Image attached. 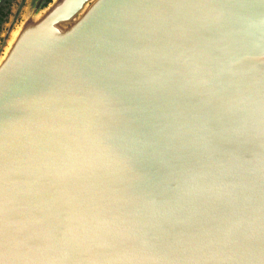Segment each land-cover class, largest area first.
Segmentation results:
<instances>
[{
	"label": "water",
	"instance_id": "95a60500",
	"mask_svg": "<svg viewBox=\"0 0 264 264\" xmlns=\"http://www.w3.org/2000/svg\"><path fill=\"white\" fill-rule=\"evenodd\" d=\"M54 3L0 55V264H264V0Z\"/></svg>",
	"mask_w": 264,
	"mask_h": 264
},
{
	"label": "flooded vegetation",
	"instance_id": "af4514ba",
	"mask_svg": "<svg viewBox=\"0 0 264 264\" xmlns=\"http://www.w3.org/2000/svg\"><path fill=\"white\" fill-rule=\"evenodd\" d=\"M55 0H2L0 2V55L8 46L10 36L16 32L30 14L42 13ZM8 37V40H7Z\"/></svg>",
	"mask_w": 264,
	"mask_h": 264
},
{
	"label": "rangeland",
	"instance_id": "374dc122",
	"mask_svg": "<svg viewBox=\"0 0 264 264\" xmlns=\"http://www.w3.org/2000/svg\"><path fill=\"white\" fill-rule=\"evenodd\" d=\"M7 40H8V37H7Z\"/></svg>",
	"mask_w": 264,
	"mask_h": 264
}]
</instances>
